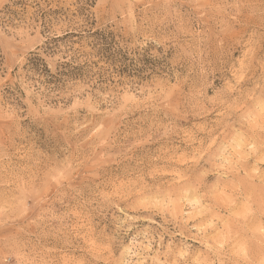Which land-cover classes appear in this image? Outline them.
I'll use <instances>...</instances> for the list:
<instances>
[{"label": "rangeland", "instance_id": "374dc122", "mask_svg": "<svg viewBox=\"0 0 264 264\" xmlns=\"http://www.w3.org/2000/svg\"><path fill=\"white\" fill-rule=\"evenodd\" d=\"M82 6L0 0V264H264V0Z\"/></svg>", "mask_w": 264, "mask_h": 264}, {"label": "trees", "instance_id": "16d2710c", "mask_svg": "<svg viewBox=\"0 0 264 264\" xmlns=\"http://www.w3.org/2000/svg\"><path fill=\"white\" fill-rule=\"evenodd\" d=\"M80 2L83 4L82 9L85 11L86 6H90V4H93L95 2V0H80ZM99 35H101V34H98L95 32L94 34H91V36H89V37H96ZM66 37H77V35L72 33V34H67ZM103 38H102L103 40H98L97 42L95 41V45L98 46L97 48H99V51L101 53H103L105 55L108 54L107 55L108 62H110L114 66H119V68H118L119 73L120 72L124 73V72L129 71L130 66L128 64H126L127 61H130L132 63V66H134V72H143L144 68H146V67L143 66L142 68L138 69L135 67L136 66L135 62L136 61L144 62V60H142V59H138V60L137 59L136 60L127 59L125 56L123 58H118L115 54L118 52H115L114 47H113V42H108V48H107L105 46V43H104L105 37H103ZM82 70H83V67H81V66H71L69 64H65L64 71L59 73V75L63 78H66V79H76V78H79L80 76H82V73H80ZM47 72H49V71H47Z\"/></svg>", "mask_w": 264, "mask_h": 264}]
</instances>
